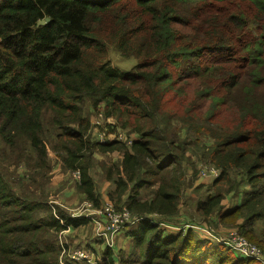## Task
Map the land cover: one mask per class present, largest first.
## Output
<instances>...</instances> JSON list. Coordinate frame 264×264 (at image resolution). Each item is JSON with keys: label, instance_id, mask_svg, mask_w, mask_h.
Segmentation results:
<instances>
[{"label": "trees", "instance_id": "trees-1", "mask_svg": "<svg viewBox=\"0 0 264 264\" xmlns=\"http://www.w3.org/2000/svg\"><path fill=\"white\" fill-rule=\"evenodd\" d=\"M109 45L135 64L113 66ZM99 105L130 143L97 141ZM0 141V264H62L56 233L88 221L48 203L50 151L61 172L79 170L93 204V156L118 152L101 161L108 197L134 214L177 213L185 181L200 175L192 156L208 160L216 191L207 186L195 212L264 251V0H0ZM6 161L26 162L30 179L9 176ZM132 226L120 264H260L191 229Z\"/></svg>", "mask_w": 264, "mask_h": 264}, {"label": "rangeland", "instance_id": "rangeland-1", "mask_svg": "<svg viewBox=\"0 0 264 264\" xmlns=\"http://www.w3.org/2000/svg\"><path fill=\"white\" fill-rule=\"evenodd\" d=\"M107 59L110 61V63L113 66L119 67V68H123V69H128L130 67H132L135 62L136 59L132 56H123L121 55L112 45L108 46V50H107ZM104 108L99 105L96 106V108H94L91 112L92 115L90 116V127H89V131L90 132H94V128L96 124V121L100 122V126H101V130H104L105 127L108 128V126L110 124H115L116 128L114 129V131H111L107 137L110 139H118L120 140V136H119V132H123L121 134L125 135V137H127L126 132H124V129H121L119 126V123L116 121V119L113 116H106V117H102L101 115H99L98 113L103 111ZM185 125L181 123L180 120H175L173 119L170 123V130L174 133H178L180 136L182 135V137H185L187 135V132L185 133ZM100 130V131H101ZM132 135H135L134 133H130ZM192 141H194V136L192 134H190L188 136ZM203 137V136H201ZM128 138V137H127ZM2 142L0 141V161L4 160V154L2 152ZM51 157V162L53 163L52 165V174L50 176V180L46 179V183H45V187H44V192L47 195V201L49 204H58L59 201H61L63 195H66L69 193L71 196H69L68 198H73L70 206L71 209H67L65 208L62 204H58L61 207H63L66 211L70 212L73 215L76 216H84L88 218V221H92L94 222V224L96 225V236H98L100 239H102L103 242L105 243H114L115 239L117 238L118 235H120V237H128L126 235V231L128 229H130L132 226V224L127 223L125 225H123L121 228H119L118 230H116L115 232H111L109 229L110 226V222L109 219L104 215V213L102 212V206H103V202L105 200H110L112 201L117 207H119L118 209L122 208V207H126L124 208L129 215L135 219L137 222L133 223V224H138L140 221L146 220L148 222H151V218L154 219L156 221V224H158V227H160V229H165L166 231H168L167 229H171L172 232H178L180 230L187 232V230L191 229L193 235H199L201 237L204 238H213L212 240L214 241H218L219 243L228 246V244L226 242H224V240H232L233 239V234L230 233L228 234V232L230 230L234 231V228L231 225H218V226H214L211 224V226L206 222L207 220L202 219L201 216L199 215V213L195 212V209H193V207L187 203L185 200L187 201H192V199H187L185 197V195L181 198V202L179 204L178 207V211L177 213L174 214H169V215H163L160 214L156 211L153 212H147V213H141V214H134L132 213V211L123 204H117L113 199H109L108 197V192L111 190V188L114 186V184L112 185V182L107 180L105 178V176L103 175V168L101 165V161L106 163H112L113 161H116L120 158V154L117 155H112V152H107V153H99L96 152L93 156L92 159V163L93 166L91 168V171H94L99 177L98 180H96L95 182V190L98 193V195L100 196V199L98 201L97 204H93L90 201H88L87 199H85V196L82 192H80L77 188V177L73 176L72 171L69 173L63 172V175L60 176V163L59 162H55V157L53 156V153L50 151L49 152ZM187 155L189 157H191L190 151L187 152ZM196 161L195 163H197V166L199 167V171L200 168L203 169L204 166L205 167H209V166H215L213 165V163H210L208 160H199L197 157L195 158L194 156H192ZM13 162V161H12ZM55 162V163H54ZM5 171L9 176H12L14 179H30V173H29V166L27 165L26 162L21 161L19 163H11L9 164L7 161L5 163ZM99 181V184H98ZM110 182V184L106 185V182ZM205 181V180H204ZM186 183H188L189 181L186 180ZM24 183H27L26 181ZM205 183V182H204ZM207 186H210V192L212 191H216V186L212 185L211 181H206ZM193 186V184H190L189 186L186 185L187 189H190ZM102 188V189H101ZM105 188V190H104ZM144 191V190H143ZM203 191V189L201 190V192ZM104 196L106 198H103V193ZM200 192V193H201ZM204 193L200 194L199 197H203ZM197 198V197H196ZM101 200V201H100ZM231 202H235V199L233 196L230 197L228 203ZM225 204H227V201H225ZM181 205H187V211L184 212L180 209ZM75 210V212H73ZM123 210V209H122ZM86 215V216H85ZM215 220L214 214L213 216L210 218V221ZM153 223V222H152ZM187 223H191L192 225L190 226H194L193 228H190L189 226L185 225ZM199 225H201L202 227H200ZM125 231L123 233H119L120 231ZM79 231H76L74 233V235H77ZM216 234L218 236V238L214 235ZM65 234L63 233V236ZM117 235V236H116ZM213 235V236H212ZM93 233H89V235L86 238H89L91 241H95L98 240ZM237 238V237H236ZM238 239V238H237ZM248 241H250L249 239H247ZM102 242V245L104 246ZM131 242H132V237H131ZM252 242V241H250ZM255 243V242H253ZM256 244V243H255ZM131 246V243L129 244V248ZM66 251L64 252V254L62 255L63 258L66 257L67 253L69 252V254L72 252L73 249H81L84 251L85 254V258L84 259H80L77 261H72L73 264H92V260H95V256H93V254L91 253V251L83 244H75L74 246H64ZM229 248H233L232 245L228 246ZM61 255V252H60ZM239 255V254H238ZM65 260V259H64ZM97 262V261H96ZM99 263V262H98Z\"/></svg>", "mask_w": 264, "mask_h": 264}, {"label": "crops", "instance_id": "crops-1", "mask_svg": "<svg viewBox=\"0 0 264 264\" xmlns=\"http://www.w3.org/2000/svg\"><path fill=\"white\" fill-rule=\"evenodd\" d=\"M135 137V135H134ZM119 154L118 152H112V155H117ZM60 176L63 175V172H59ZM190 179L188 180L189 182L186 183L184 185V195L187 199H192V201H187L185 200L187 203H189L193 209L196 208V203H197V199L201 198L199 197L200 194L204 193L205 197L207 195V183L206 181H211V178H206L203 176L198 175H194L189 177ZM205 180V181H204ZM205 182V183H204ZM99 184V181H98ZM110 184V182H106V185ZM190 184H193V186L190 189L186 188V185L189 186ZM111 185V184H110ZM102 189V188H101ZM203 189V191L201 192V190ZM105 190V188H104ZM201 192V193H200ZM103 193V192H102ZM69 196H71L70 191L68 194L63 195L61 201L58 202V204H62L65 208L67 209H71V202L73 200V198H68ZM240 196L241 194H236L234 195V199L235 202H231L228 203L229 199H225L222 201L223 203V208L222 210H227L229 208H232L233 206L237 205L240 201ZM197 197V198H196ZM103 198H106L104 196L103 193ZM225 201H227V204H225ZM180 209L184 212L187 211V205H181ZM75 212V210L73 211ZM135 225V224H132ZM96 225L94 224V222L92 221H87L84 224H80L77 226H73V225H68L66 226L64 229H62L61 231L57 232L55 235V240L57 241V243H62L64 246H71V245H75V244H83L91 251V253L93 254V256H95V260L93 259L91 262L92 264H120V260L122 258H125L128 256L129 252H130V248H129V244L131 243V237H120V235H116L117 238L115 239L114 243H105L102 241V239H100L98 236H96ZM76 231H79L77 233V235H74V233ZM93 233L96 237H98V240L95 241H91L89 238H86L89 233ZM125 232L120 231L118 232V234ZM63 233L65 234L63 236ZM102 242L104 244V246L102 245ZM97 261V262H96ZM99 262V263H98Z\"/></svg>", "mask_w": 264, "mask_h": 264}, {"label": "built area", "instance_id": "built-area-1", "mask_svg": "<svg viewBox=\"0 0 264 264\" xmlns=\"http://www.w3.org/2000/svg\"><path fill=\"white\" fill-rule=\"evenodd\" d=\"M98 114L103 117L102 111L99 112ZM96 124L97 125H95L93 133L95 134L97 141L100 143L106 142L108 139H110L107 137V135L110 132L107 131V127H105L104 130H101V126L99 125L100 124L99 121H96ZM121 133H123V132H119L120 140H126L127 143H130L131 139L129 137L128 138L125 137V135H123ZM72 174H73V176L77 177V179L80 178L79 170H73ZM199 174L203 177H206V178H215L219 174V169L215 166H209V167L204 166L203 169L200 168ZM118 208L119 207H117L110 200H105L103 202L102 212L109 219L110 226H109L108 230H110L112 233L127 223L133 224V223L137 222L124 209L126 207H122L120 209H118ZM150 220H151V222L156 223V221L154 219L151 218ZM185 225L194 229V226H190V225H192L191 223H187ZM199 226L202 227L201 225H199ZM167 230H171V229H167ZM230 233L233 234V239L230 241L224 240V242H226L228 244V246L232 245L233 246L232 249L237 254H239L240 256L245 257V258H251V259L258 261L260 264H264V251L262 250L261 247H259L257 244H255L253 242L248 241L247 238L244 235H242L241 233H239L236 228H234V231L230 230L228 232V234H230ZM214 235L218 238V236L216 234H214ZM197 236L202 238V239H211V240L213 239L212 237L211 238H204V237H201L199 235H197ZM60 244L62 245L61 255H60V261L62 264H73L72 261H77V260L85 258L84 251L81 249H78V248L73 249L70 254L68 252L66 257L63 258L62 255L64 254L66 249L62 243H60ZM67 261H69L70 263H68Z\"/></svg>", "mask_w": 264, "mask_h": 264}, {"label": "water", "instance_id": "water-1", "mask_svg": "<svg viewBox=\"0 0 264 264\" xmlns=\"http://www.w3.org/2000/svg\"><path fill=\"white\" fill-rule=\"evenodd\" d=\"M45 20H48V17H46ZM45 20H40V21H39V24H40V23H43Z\"/></svg>", "mask_w": 264, "mask_h": 264}]
</instances>
